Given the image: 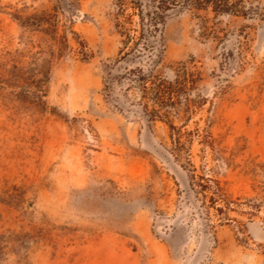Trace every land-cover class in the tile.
<instances>
[{"label":"rangeland","instance_id":"obj_1","mask_svg":"<svg viewBox=\"0 0 264 264\" xmlns=\"http://www.w3.org/2000/svg\"><path fill=\"white\" fill-rule=\"evenodd\" d=\"M157 8L0 0V236L29 264H264V0ZM12 64L48 70L45 110Z\"/></svg>","mask_w":264,"mask_h":264},{"label":"trees","instance_id":"obj_2","mask_svg":"<svg viewBox=\"0 0 264 264\" xmlns=\"http://www.w3.org/2000/svg\"><path fill=\"white\" fill-rule=\"evenodd\" d=\"M194 0H157V5H158V10L162 12L163 15H165L170 9L174 8H185L188 10L189 8H193ZM153 25V24H152ZM152 25L150 26L153 31L154 28H152ZM154 27V26H153ZM152 30H148L147 34H151ZM5 65V64H4ZM0 66H2L0 64ZM38 66V64H37ZM12 69V72L9 73V79H13L17 85V89L19 90V95L22 97L24 100H31L32 102L36 103L38 107H43L45 110L46 104L44 102L45 92L43 89L45 88L46 84L49 81V75H48V70H44L41 68H29V67H24L20 66L18 64H12L9 67ZM182 72L185 73V67H183ZM39 75V76H37ZM153 75V74H152ZM148 75L147 79H151L153 76ZM184 76H180V74L176 75V80L171 82L167 78H163L160 80V82L157 84V95H155L158 100L165 101L168 99L167 97L173 92V85H175L178 89H181L185 86L184 84ZM140 82L142 83L143 88H146L145 85V80L141 79ZM155 86V84H152ZM166 104V103H164ZM146 111H144L145 113ZM188 112V111H187ZM147 113V112H146ZM152 113V114H151ZM166 113V114H165ZM150 120L155 121L157 119H165L166 121L170 120L168 118L169 113L167 111H164L163 113L156 112L153 110L149 114H146ZM168 126L169 129L172 131L175 130V126L171 122H164ZM171 139V145L173 146V151L175 153V156L177 155L179 158L180 156V148L183 146V143L181 142V137L176 136ZM191 183L193 186H197L198 188L201 189V191L205 192L207 189L203 184L208 183V182H214L212 180H205L206 178H202L200 176H197L195 172L191 173ZM217 182V181H216ZM209 201H211V198H207ZM214 204L216 203L214 200H212ZM248 201V200H247ZM207 211H209L207 209ZM218 211V210H217ZM208 214V213H207ZM209 216V214H208ZM24 239L23 236L16 235L14 233L9 232L6 235H1L0 236V264L5 263L4 256H5V251L7 248L12 247L13 245L18 246V253L22 255V258L16 260L12 264H29L30 263V258L29 256L32 255L33 252L32 250H35V241H32L30 236L27 235V241L23 242V245L21 246V239ZM31 240V242H30ZM20 251V252H19Z\"/></svg>","mask_w":264,"mask_h":264}]
</instances>
